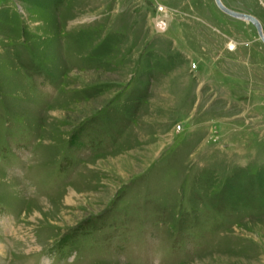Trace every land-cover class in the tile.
Here are the masks:
<instances>
[{
  "label": "rangeland",
  "instance_id": "1",
  "mask_svg": "<svg viewBox=\"0 0 264 264\" xmlns=\"http://www.w3.org/2000/svg\"><path fill=\"white\" fill-rule=\"evenodd\" d=\"M252 40L215 0H0V264H264V52L212 56Z\"/></svg>",
  "mask_w": 264,
  "mask_h": 264
},
{
  "label": "crops",
  "instance_id": "2",
  "mask_svg": "<svg viewBox=\"0 0 264 264\" xmlns=\"http://www.w3.org/2000/svg\"><path fill=\"white\" fill-rule=\"evenodd\" d=\"M222 1L229 8L237 10V11H242V10H240L237 7L230 6L227 1H225V0H222ZM222 13L225 14V16H228L231 20L234 19L235 22H238V23L246 22V21H244V19H239V18L232 17V16L228 15L227 13H225L223 11H222ZM247 13H249V12H247ZM255 16L259 19V16H257V15H255ZM262 25H263V28H264L263 22H262ZM236 44L237 45H236L235 49L231 50L228 47V43H225L224 48H223V52L225 53V55L222 57L221 53H220L221 51H218L217 54H216V51H217L216 47H218V45L216 46V43H214V46H213L214 53L212 55L213 58H214V61L216 62L219 59H221L222 61L223 60L227 61L229 59V60H232V61L243 62V61L246 60L245 58L250 59L253 56L256 58L257 57L256 53L259 52L260 48H261L260 52H264V51H262V50H264V49H262V48H264V46L263 45H259V43H257L256 41H253V40L251 42L239 41V43L236 42ZM243 53L244 54L247 53L246 57L242 56ZM209 55H210V53H209ZM212 56L210 55V58H212ZM251 60H252V58H251ZM252 92H253V90H252Z\"/></svg>",
  "mask_w": 264,
  "mask_h": 264
},
{
  "label": "water",
  "instance_id": "3",
  "mask_svg": "<svg viewBox=\"0 0 264 264\" xmlns=\"http://www.w3.org/2000/svg\"><path fill=\"white\" fill-rule=\"evenodd\" d=\"M215 3L223 12L227 13L228 15L235 17V18L244 19L245 21L252 23L257 29L259 38L264 43L263 25H262L261 21L255 15H253L251 13L231 9L228 6H226L222 0H215Z\"/></svg>",
  "mask_w": 264,
  "mask_h": 264
},
{
  "label": "bare ground",
  "instance_id": "4",
  "mask_svg": "<svg viewBox=\"0 0 264 264\" xmlns=\"http://www.w3.org/2000/svg\"><path fill=\"white\" fill-rule=\"evenodd\" d=\"M159 24H160V23H159ZM233 44H234V43H232V42L229 44L230 48L233 46ZM234 45H235V44H234Z\"/></svg>",
  "mask_w": 264,
  "mask_h": 264
}]
</instances>
